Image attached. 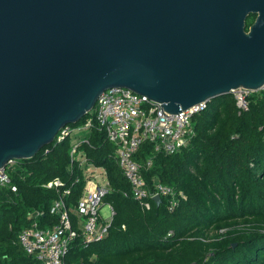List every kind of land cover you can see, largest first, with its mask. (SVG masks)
<instances>
[{
	"label": "water",
	"instance_id": "95a60500",
	"mask_svg": "<svg viewBox=\"0 0 264 264\" xmlns=\"http://www.w3.org/2000/svg\"><path fill=\"white\" fill-rule=\"evenodd\" d=\"M114 86L171 113L264 88V0H0V167Z\"/></svg>",
	"mask_w": 264,
	"mask_h": 264
},
{
	"label": "trees",
	"instance_id": "16d2710c",
	"mask_svg": "<svg viewBox=\"0 0 264 264\" xmlns=\"http://www.w3.org/2000/svg\"><path fill=\"white\" fill-rule=\"evenodd\" d=\"M255 17L248 16L247 27ZM251 94L255 98L241 112L233 92L210 99L193 116L196 133L185 145L155 153L146 175L184 192L174 209L165 197L142 209L115 145L94 121L80 148L89 162L106 169L111 191L104 202L116 212L109 234L88 246L74 242L67 261L95 253L96 264H264V88ZM74 141L69 135L51 142L10 169L11 183L0 186V264H40L20 244L19 232L35 218L43 227L58 222L51 206L63 187L71 188L67 204L76 205L86 178L80 161L72 159ZM151 153L147 140L135 157L142 161ZM57 177L65 184L61 189L45 185ZM36 210L41 214L31 217Z\"/></svg>",
	"mask_w": 264,
	"mask_h": 264
},
{
	"label": "built area",
	"instance_id": "2783aa9c",
	"mask_svg": "<svg viewBox=\"0 0 264 264\" xmlns=\"http://www.w3.org/2000/svg\"><path fill=\"white\" fill-rule=\"evenodd\" d=\"M251 90L238 88L233 91L239 112L249 106L248 94ZM208 101L200 102L182 112L162 111V104L145 94L138 93L128 87H110L98 97L90 115L80 124H67L60 129L54 141H61L67 136H74L71 149L72 159H78L85 169L86 183L76 205L70 207L66 195L70 187H63L62 193L54 199L51 211L59 215L58 222L43 227L33 219L18 234V240L24 250L35 256L40 264H96L95 253L81 257L79 261H67L74 242L84 246L104 239L110 232L115 215V208L108 203L109 211L102 213L104 197L111 191V184L104 167L96 166L88 161L80 144L88 142L87 137L75 136L79 132H87L94 121L104 130L107 138L115 145L116 160L131 183V195L138 200L144 210L152 208L155 198L164 197L168 207L174 209L183 191L163 183L158 176L152 181L146 175L155 159V153H172L185 145L196 130L193 127V116L207 106ZM151 141L154 153L144 160L135 155L144 141ZM53 141V142H54ZM48 150V148L46 149ZM17 159H11L7 165L0 167V186L11 183L10 169ZM48 187L61 189L64 182L57 177L48 181ZM16 190V186H12ZM128 194V192H126ZM162 201V200H161ZM72 211L76 213L73 218ZM36 210L31 217L41 214ZM125 227V224H123Z\"/></svg>",
	"mask_w": 264,
	"mask_h": 264
},
{
	"label": "rangeland",
	"instance_id": "374dc122",
	"mask_svg": "<svg viewBox=\"0 0 264 264\" xmlns=\"http://www.w3.org/2000/svg\"><path fill=\"white\" fill-rule=\"evenodd\" d=\"M260 90V89H259ZM255 91H258V90H255ZM248 98H249V100L251 101L252 99H254L255 97H252V94H251V92L248 94ZM86 134V132H83V131H81V132H79L78 134H75V136H80V137H82V136H84ZM108 211H109V205H108V203H104V205H103V207H102V213L103 214H107L108 213Z\"/></svg>",
	"mask_w": 264,
	"mask_h": 264
}]
</instances>
